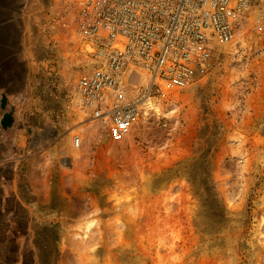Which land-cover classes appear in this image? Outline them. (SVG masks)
Returning <instances> with one entry per match:
<instances>
[{"label": "rangeland", "instance_id": "obj_1", "mask_svg": "<svg viewBox=\"0 0 264 264\" xmlns=\"http://www.w3.org/2000/svg\"><path fill=\"white\" fill-rule=\"evenodd\" d=\"M88 1L0 0V264H157L146 231L173 264H264V34L213 44L206 77L87 146L68 103L96 61L68 26ZM77 137L72 167L54 148Z\"/></svg>", "mask_w": 264, "mask_h": 264}, {"label": "built area", "instance_id": "obj_2", "mask_svg": "<svg viewBox=\"0 0 264 264\" xmlns=\"http://www.w3.org/2000/svg\"><path fill=\"white\" fill-rule=\"evenodd\" d=\"M68 30L89 43L96 61L78 79L69 109L121 142L144 112L210 73L213 44L263 35L264 0H89ZM73 146L79 150L82 140ZM137 247L157 264H173L163 240L149 231ZM124 249L133 247L125 242Z\"/></svg>", "mask_w": 264, "mask_h": 264}, {"label": "bare ground", "instance_id": "obj_3", "mask_svg": "<svg viewBox=\"0 0 264 264\" xmlns=\"http://www.w3.org/2000/svg\"><path fill=\"white\" fill-rule=\"evenodd\" d=\"M84 121H85V118L82 116L79 123H76L77 126H79V129H78L79 133L83 134V137L85 140H87V138L96 137V133L98 132L97 131L98 126L97 125H96L97 127L94 126L95 124H93V123H92L93 124L92 126L91 125H84V123H85ZM86 224L87 225L85 228V237H82L79 235L75 237L77 243L80 245H89L90 235L95 234L98 231V223H96L94 221H88V222H86ZM114 229H115L116 234L126 236L127 230H126L124 224L119 223L115 226ZM173 250H174V248H172V251Z\"/></svg>", "mask_w": 264, "mask_h": 264}, {"label": "crops", "instance_id": "obj_4", "mask_svg": "<svg viewBox=\"0 0 264 264\" xmlns=\"http://www.w3.org/2000/svg\"><path fill=\"white\" fill-rule=\"evenodd\" d=\"M97 131H98V129H97ZM53 140H57L58 141L59 138L58 137H54ZM98 144H101V139H100V137L98 135V132L96 133V137L89 138L86 141V145L87 146H94V145H98ZM72 145H73V143H70L68 140H65V141H62V142L59 141L57 143V147L54 148V149H55L57 155H61L63 157H66L68 162L71 163V166L73 167L72 163L76 162L77 154L73 151ZM73 148H74V146H73ZM67 214H68V212H67ZM73 223L79 224V221H77V220L72 221V223H68V225H72Z\"/></svg>", "mask_w": 264, "mask_h": 264}, {"label": "water", "instance_id": "obj_5", "mask_svg": "<svg viewBox=\"0 0 264 264\" xmlns=\"http://www.w3.org/2000/svg\"><path fill=\"white\" fill-rule=\"evenodd\" d=\"M4 108H5V103H3V105H2V109H4ZM11 124H12L11 116L10 115H6L4 117V120H3V123H2L3 128L6 129L7 127L11 126Z\"/></svg>", "mask_w": 264, "mask_h": 264}]
</instances>
